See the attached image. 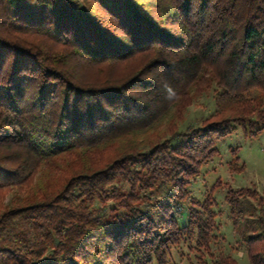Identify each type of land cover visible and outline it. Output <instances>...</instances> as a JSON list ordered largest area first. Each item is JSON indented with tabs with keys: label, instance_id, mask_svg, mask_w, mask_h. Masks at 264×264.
I'll return each mask as SVG.
<instances>
[{
	"label": "trees",
	"instance_id": "trees-1",
	"mask_svg": "<svg viewBox=\"0 0 264 264\" xmlns=\"http://www.w3.org/2000/svg\"><path fill=\"white\" fill-rule=\"evenodd\" d=\"M239 128L264 130V0H0V264H169L195 230L198 264H240L211 251L214 190L179 225ZM225 202L264 264V195Z\"/></svg>",
	"mask_w": 264,
	"mask_h": 264
},
{
	"label": "rangeland",
	"instance_id": "rangeland-1",
	"mask_svg": "<svg viewBox=\"0 0 264 264\" xmlns=\"http://www.w3.org/2000/svg\"><path fill=\"white\" fill-rule=\"evenodd\" d=\"M215 111V93L194 101L182 130L185 131L190 125L201 126ZM217 147L219 156L209 163L203 169L201 177L189 186L191 197L179 225L181 228L188 226L190 210L197 208V203L206 202L210 192L214 190L211 200L213 210L218 215L214 233L217 238L211 243V251L231 254L240 264H250L242 246L240 233L230 219L231 207L225 202V198L229 188L251 189L264 195V130L258 135H252L249 131L245 132L239 128L237 132L219 142ZM256 206V201L246 200L241 207L246 223L241 226V232L245 231L248 235L255 233L260 226ZM201 256L209 259L207 251L198 248L195 230L192 238L185 236L182 242L172 249L169 264H198Z\"/></svg>",
	"mask_w": 264,
	"mask_h": 264
}]
</instances>
